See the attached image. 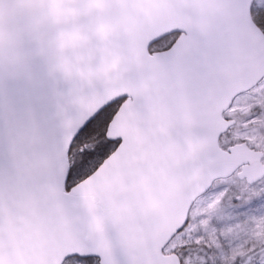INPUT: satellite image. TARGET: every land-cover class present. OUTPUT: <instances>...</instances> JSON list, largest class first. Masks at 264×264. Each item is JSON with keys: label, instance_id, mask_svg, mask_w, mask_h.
Masks as SVG:
<instances>
[{"label": "water", "instance_id": "1", "mask_svg": "<svg viewBox=\"0 0 264 264\" xmlns=\"http://www.w3.org/2000/svg\"><path fill=\"white\" fill-rule=\"evenodd\" d=\"M254 1L0 0V20H23L31 28L20 37L14 29L0 31V79L13 84L28 57L33 71L54 84L79 85L69 136L104 103L128 94L107 127L122 144L77 184L89 238H81L70 219L45 217L27 198L9 194L0 201V264H62L79 252L98 253L97 264L118 257L133 264L149 254L163 259L159 245L209 184L237 170V180L248 186L264 179L260 152L244 143L219 146L235 126L224 118L229 102L264 79V65L252 54L264 42L251 18ZM217 26L239 37L237 59L226 62L224 76L182 101L177 121L158 100L170 69L165 62L195 49L198 39L215 38ZM176 31L181 34L167 52L148 55L153 41ZM68 166L67 158L61 179ZM114 230H120L118 246Z\"/></svg>", "mask_w": 264, "mask_h": 264}, {"label": "snow or ice", "instance_id": "2", "mask_svg": "<svg viewBox=\"0 0 264 264\" xmlns=\"http://www.w3.org/2000/svg\"><path fill=\"white\" fill-rule=\"evenodd\" d=\"M4 28L14 29L17 37L31 32V28L19 19L0 20V31ZM175 34L179 36L181 31ZM238 42L239 37L217 26L215 38L198 39L192 51L178 53L173 59L166 60L165 67L170 65V69L164 71V92L158 100L169 109L175 120L182 117L185 98L192 96L208 81L226 74V62L237 59ZM252 54L264 65V42L254 45ZM14 81L9 85L0 79V201L9 194L27 198L45 217L70 219L77 234L88 239L90 217L83 209V193L77 191L76 178L83 173V183L89 176L88 166L92 164L91 171L94 172L93 162L97 158L101 161L107 158L122 144V138L107 134L112 116L108 115L103 120L101 116L127 99L128 94L122 93L118 99L104 103L69 136L67 121L78 109L76 94L79 85L54 84L49 75L33 71L28 57L23 58L20 68L14 73ZM73 149H76L75 153ZM68 157H72L71 163L61 179L60 168ZM251 183L255 185V181ZM205 191L218 194L209 201L213 206L222 204L225 198L233 201L231 219L237 221L235 228L251 224L244 241L239 245L226 246L221 232L214 243L209 242L201 225L191 227L189 218L185 216L159 245V256L163 259L151 258L149 254L133 264H222L216 252L226 247L231 252L224 257L226 264H264V189L258 193L254 191L246 203H236L243 197L231 195L223 184L216 188L209 184ZM256 212L262 215L256 217L253 215ZM208 214L202 213L199 218L205 229L212 223L204 220ZM222 223L218 222L215 227L219 228ZM232 230L233 226H230L228 231ZM113 240L118 246L120 230H114ZM177 240L179 242L175 243ZM97 260L98 253H69L62 264H72L73 261L93 264ZM111 264L130 262L118 257Z\"/></svg>", "mask_w": 264, "mask_h": 264}, {"label": "rangeland", "instance_id": "3", "mask_svg": "<svg viewBox=\"0 0 264 264\" xmlns=\"http://www.w3.org/2000/svg\"><path fill=\"white\" fill-rule=\"evenodd\" d=\"M252 10L255 15H259L264 20V0H255L251 12ZM224 118L233 120L235 126L220 139V148L225 150L234 145L244 143L248 148L263 155L262 164L264 165V79L252 91L235 99ZM221 140L223 144H226L225 146H221ZM238 173L239 170L229 179L217 181L211 187L216 188L218 185L223 184L231 195L239 194L243 197L242 200L236 203H246L248 199L253 197L254 191L258 193L264 189V179L255 185L248 186L244 181L240 182L237 180L236 174ZM216 195L218 194L215 192H207L193 204L188 214L190 226L201 225V230L206 233L209 242L214 243L217 235L222 232L226 246L239 245L244 241L247 231L252 226L251 224H242L240 228H235L237 221L231 219L233 201L225 198L222 204L213 206L209 201H212ZM205 212L209 214L204 217V220L212 222L207 229L204 228V222L199 219L201 214ZM253 215L259 217L262 213L256 212ZM220 221H223V223L220 224L219 228H216L215 225ZM230 226H233L231 232L228 231ZM178 242V240L175 241V243ZM216 255L221 259L222 264H226L224 257L231 255V252L226 247L219 249ZM72 264H77V262L73 261Z\"/></svg>", "mask_w": 264, "mask_h": 264}, {"label": "trees", "instance_id": "4", "mask_svg": "<svg viewBox=\"0 0 264 264\" xmlns=\"http://www.w3.org/2000/svg\"><path fill=\"white\" fill-rule=\"evenodd\" d=\"M251 17H252V21L255 24V26L263 33L264 35V20L258 15H255L254 11L252 10L251 12ZM114 107V108H113ZM112 108H109L105 113L102 114L101 116V120L105 119L108 115H111L113 117V115L115 114V112L117 111L118 105L117 106H113ZM223 138V137H222ZM224 140V139H223ZM226 144H223V141L221 140V146H225ZM76 149H73V152L75 153ZM113 152V151H112ZM111 152V153H112ZM110 153V154H111ZM71 159L72 157H68V163L70 165L71 163ZM106 159V158H105ZM103 159L102 161L99 160V158H97L96 161H94L93 163L95 164V169H97L100 164L105 160ZM89 169V176L93 173L92 170V164H90L88 166ZM95 171V170H94ZM83 179V173H81V176L76 178V184L80 183L81 180ZM93 264H97L96 261H93Z\"/></svg>", "mask_w": 264, "mask_h": 264}, {"label": "flooded vegetation", "instance_id": "5", "mask_svg": "<svg viewBox=\"0 0 264 264\" xmlns=\"http://www.w3.org/2000/svg\"><path fill=\"white\" fill-rule=\"evenodd\" d=\"M177 39V35H172L160 40L159 42L155 43L150 48H148V55L149 53H151V55H155L167 52L170 49L169 46L171 45L172 47V45L176 42Z\"/></svg>", "mask_w": 264, "mask_h": 264}]
</instances>
